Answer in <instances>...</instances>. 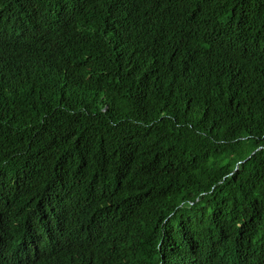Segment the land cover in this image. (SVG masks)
I'll return each instance as SVG.
<instances>
[{
    "label": "trees",
    "instance_id": "obj_1",
    "mask_svg": "<svg viewBox=\"0 0 264 264\" xmlns=\"http://www.w3.org/2000/svg\"><path fill=\"white\" fill-rule=\"evenodd\" d=\"M0 264H264V0H0Z\"/></svg>",
    "mask_w": 264,
    "mask_h": 264
}]
</instances>
